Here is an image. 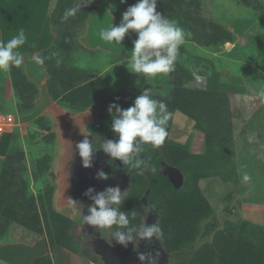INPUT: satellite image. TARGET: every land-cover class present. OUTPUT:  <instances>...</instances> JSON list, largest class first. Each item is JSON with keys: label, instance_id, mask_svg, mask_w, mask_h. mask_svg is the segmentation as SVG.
I'll return each mask as SVG.
<instances>
[{"label": "trees", "instance_id": "obj_1", "mask_svg": "<svg viewBox=\"0 0 264 264\" xmlns=\"http://www.w3.org/2000/svg\"><path fill=\"white\" fill-rule=\"evenodd\" d=\"M236 1L241 7L249 9L255 7L252 9L257 11H260L262 7L257 0ZM76 2L77 0H56L50 19L55 34L54 41L47 49L36 55L33 52L21 54L24 59L34 55L45 57L43 64L49 75L47 80L49 96L59 102L63 108L73 113L82 112L89 107L94 108L95 111L99 110L94 114L93 129L90 130L94 138L102 137L107 131L119 138L111 127L115 110L113 109V114H110L109 105L115 103L127 109L131 107V104L128 99L122 97L111 100V94L108 91H111L112 85L106 84L105 78H101V74H98L99 70L80 65L78 63L80 58H77L80 52H93L81 46L75 37L78 32L85 29L89 14L102 0H93L76 16L62 22L61 18L65 9L73 7ZM137 2L138 0L112 1L111 11L115 17L116 26L122 22L123 14L127 9ZM180 6H183V9L185 6L200 8L203 7V2L201 0H157V11L166 18H172L179 25L189 17L184 14L182 18H175ZM75 27L82 29L75 33L70 32V29ZM210 27L212 28L210 37L212 43L216 45L204 44L202 45L204 48L210 46L211 51L217 52L227 41L234 42L235 38L231 31L220 24L211 21ZM132 31L129 30L125 35L123 56L127 55V58L134 47V41L138 39V37L135 38V31L133 33ZM186 39H190V36L188 35ZM260 48L261 57L257 61L264 74V46ZM182 49L180 51L184 53ZM57 52L62 59L59 66L56 64V59L51 58L52 54ZM95 53L101 52L95 51ZM231 53L233 56L234 52ZM123 59L125 58L118 57L117 63L122 62ZM177 63L178 59L175 64ZM8 72L16 101L14 110L11 109L8 112L5 107L4 114L12 113L10 111H15L19 116L31 113L36 107L39 88L27 76L25 62L23 61L20 67H10ZM181 72L183 77H179L178 71H173V81L169 85L168 92L160 97L167 102L172 114L176 111L182 112L194 121L196 130L204 133V151L195 154L190 152L188 143H172L167 137L158 148L140 144L141 151L131 154L129 164H124L121 160L117 164L135 177L145 179L146 186L148 184L149 187L144 195L145 202L156 207L157 202L161 201L160 204L164 208V223L168 226V229L163 231L164 234L168 233L167 239L163 237L165 242L171 243V235H173L175 244L179 246H182L186 239L194 238L200 219L213 211L210 202L198 186V180L220 176L226 188L239 184L234 162V120L241 119L250 113L249 107L237 110L245 105L237 94L218 89L187 87L186 84L194 79V75L184 67ZM113 79L119 86L125 82V79L120 77ZM123 88L122 86L121 89ZM172 121L173 117L168 123V133ZM28 136L34 139L39 137V143L52 146L56 133L52 129L49 118L42 115L32 122ZM14 139L15 142L7 151L0 168V252L8 251L12 264H57L56 256H52L50 252V249L55 251L57 246L87 257L89 250L79 249L78 243L70 233L76 226L73 220L57 211L53 205L56 186L47 178L53 161V151L48 149V151H42L41 155L34 156L36 159L32 160L34 164L31 174L25 163L26 153L20 142L19 131L16 132ZM162 162L175 165L184 172L186 179L183 187H175L173 182L160 171L159 165ZM138 163L140 166L136 167ZM152 168H155V171H152ZM233 192V189L228 192V199L231 200ZM134 213L135 216L138 215L135 211ZM138 223L139 218L133 215L129 217L128 225H131V228L134 229ZM253 223L246 219L242 225L236 226L231 231L227 227L226 230L229 233H219L218 239L206 246L204 250L197 252L190 264H264V229ZM89 256L94 263L103 264V259L97 257L96 259L94 255Z\"/></svg>", "mask_w": 264, "mask_h": 264}, {"label": "rangeland", "instance_id": "obj_2", "mask_svg": "<svg viewBox=\"0 0 264 264\" xmlns=\"http://www.w3.org/2000/svg\"><path fill=\"white\" fill-rule=\"evenodd\" d=\"M112 1L102 0L97 5L96 9L88 16L85 29L81 30V27L70 29L72 33L81 30L77 33L75 40L77 39L86 50L93 51L77 54V58H80L78 63L99 70L98 74H101V78H105L106 84L112 85L111 91H108L111 94V100L122 97L128 99V102L133 106L135 99L145 89H150L153 98L163 100L167 104L160 95L168 92L169 85L173 81V71H178L179 77H183L181 69L184 67L194 75V79L186 84L187 87L203 88L209 86L218 90H230L226 92L242 94L241 96L247 99L248 103L256 101V98H248L247 95L257 91L248 89L245 82L248 84L254 76V63H258L257 60L261 57L260 47L264 46V1L257 0L262 6L260 11L252 9L255 7L251 9L241 7L236 0H201L203 7L200 8L185 6L186 9L185 7L183 9V6L178 7L175 18H182L184 14L189 16L180 26L190 33V39L185 38L184 43L179 47L178 63L175 64L174 70L167 75L160 74L150 80L141 74L132 73L128 69L127 65L132 50L128 54L129 58L125 54L126 57L123 56L125 38L120 44L104 41L100 38L101 31L108 29L112 23L115 25V17L111 11ZM211 21L231 31L235 38L234 42L227 41L221 45L217 52L211 51L210 46L206 48L202 46L204 44L216 45L212 43L210 37L212 33ZM50 27L54 34L51 23ZM70 36L72 37V35ZM137 37L135 32V38ZM181 49L184 53L180 51ZM95 51L101 53H95ZM231 52H234L233 56ZM118 57L125 59L117 63ZM0 72L4 75L6 71L0 70ZM118 77L125 79V82L120 86L115 84L113 79H118ZM258 84L264 88V80L259 81ZM37 86L39 88L38 98L35 102L36 107L31 113L19 116L15 111H10L17 114L16 124L14 127L6 126L5 132L0 135V168L7 151L15 142L14 138L17 131H19L20 142L26 153L25 163L29 173L32 174L34 164L32 160L36 159V156L41 155L42 151H48V149L53 151V161L47 173L49 182L56 186L53 205L57 211L71 218L76 225L70 233L78 243L79 249L89 250V255L103 259V264H149L148 260L140 261L139 255L145 254L147 256L151 253L152 256H155L157 250L160 252L158 264H190L197 252L204 250L207 248L206 246L218 239L219 233H229L226 230L227 227L231 231L236 226L242 225L246 218H251L254 221L253 224L264 229V216L259 212L252 214L249 211L250 206L246 207L248 212L244 209L246 205L243 204L246 197L253 199L255 195L264 200V170H262L264 151L256 155L259 148H254L249 143L250 152H241V147L238 150L237 158L234 159L237 172L240 171L241 176L245 173L250 176V180L243 186L238 184L226 188V184L220 176H210L198 180V186L210 202L213 211L200 219L197 234L193 239H186L184 244L181 243L182 246L175 244L173 235H171L173 241L171 240L169 244L165 242L164 238L160 240L156 236H153L151 240L141 239L138 233L143 230L142 226H152L159 223L163 231L168 229L164 223V208L160 204L161 201L157 202L156 207L147 204L144 195L149 187L148 184L146 186L145 179L135 177L132 173L112 170L111 166L102 158L101 151L103 148L100 150L93 149L91 166L84 167L76 145L82 142L85 137L89 139V142L92 140L90 130L93 129L94 114L99 110L96 109L95 111L94 108L89 107L82 112L73 113L48 96V91H44L45 99L44 97L40 98L42 91L39 85ZM122 86L123 89H121ZM124 89L125 91H123ZM11 92L12 97L5 94V91H3V96L0 95V115H3L6 110L8 112L11 109L14 110L15 104L13 103L16 99L13 91ZM261 92L262 94H257L260 98L263 97L264 89ZM47 97H50L55 102L54 104L59 107L49 106L50 102ZM5 107L7 109L4 111ZM42 115L49 118L52 129L56 133L55 142L52 146L39 143V137L34 139L28 136L32 122ZM259 115V113L256 114V116ZM172 117L168 140L172 143H188L190 152L195 154L203 152L204 133L196 130L194 122L192 123V120L183 113L176 111ZM253 120L254 118L248 122V125H251ZM248 129L251 133L254 131ZM98 138H106V141H117H114L109 131ZM253 139L249 138V141L252 143ZM37 140L38 143H36ZM41 144L45 146L42 147ZM159 169L169 179L175 180L173 182L175 187L177 185H179L177 188L183 187L186 176L181 169L167 162H162ZM100 171L105 172L108 178H99L98 173ZM117 186L121 189L124 198L120 205H113V207H118L120 211L125 212L128 218L135 211L138 215L134 217L139 218L138 225L134 229L131 228V225L125 228H118L114 225L111 229L101 230L96 226L83 223L82 217L90 214L89 208L94 204L91 196L105 192L109 187ZM89 188L94 189L90 196L85 195ZM232 189L234 192L230 200L227 195ZM72 201L76 203L73 204ZM12 227L14 226L12 225ZM117 230L126 233L132 230L134 239L128 243L127 247L116 242L114 233ZM167 234H164L165 239H167ZM50 252L52 256H56L57 264H94L65 247L57 246L55 251L50 249ZM0 256V264H10L7 260L10 258L8 251L2 250Z\"/></svg>", "mask_w": 264, "mask_h": 264}, {"label": "clouds", "instance_id": "obj_3", "mask_svg": "<svg viewBox=\"0 0 264 264\" xmlns=\"http://www.w3.org/2000/svg\"><path fill=\"white\" fill-rule=\"evenodd\" d=\"M92 2L93 0H77L73 7L65 9L61 18L62 22L76 16L83 7ZM129 30H134L138 39L134 41L127 67L130 72L141 74L148 80L160 74L167 75L174 70L179 47L190 35L175 20L166 18L157 11V0H138L123 14L122 22L118 26L112 23L108 29L101 31L100 38L120 44ZM26 39L25 32L20 30L6 43H0V70L7 71L10 67H20L23 64L24 56L16 49L23 46ZM51 58L56 59L57 66L62 63L58 52L53 53ZM35 60L37 63L43 64L45 57H35ZM161 95H166V93H161ZM113 109L115 110L114 114ZM108 111L113 114L111 127L119 135V139L115 142L108 140L101 147L105 153L110 154L113 158H119L124 164L130 163L132 153L141 151L140 144L158 148L169 135L167 127L173 114L163 100L153 98L150 89H145L135 99L133 106L123 109L113 103L109 105ZM76 148L82 158L83 166L90 167L93 146L89 139L85 137L82 142L76 145ZM139 166L138 163L136 167ZM152 171H155V168H152ZM98 177L107 179L108 175L100 171ZM242 180L248 182L250 176L245 173ZM93 191L94 189L89 188L85 195L90 196ZM123 198L118 186L109 187L105 192L91 196L94 204L89 208L90 214L82 217L83 223L96 226L101 230L111 229L114 225L118 228H125L129 224L128 215L120 211L118 207H113V205H120ZM72 203L76 202L72 201ZM132 215L135 216V213ZM142 227L143 230L138 233L141 239L151 240L153 236L160 240L163 239L164 232L159 223ZM114 237L116 242L124 247H127L128 243L134 239L132 230L127 233L117 230ZM159 257L160 252L157 250L155 256H152L151 253L147 256L140 254L139 260H148L149 264H158Z\"/></svg>", "mask_w": 264, "mask_h": 264}, {"label": "crops", "instance_id": "obj_4", "mask_svg": "<svg viewBox=\"0 0 264 264\" xmlns=\"http://www.w3.org/2000/svg\"><path fill=\"white\" fill-rule=\"evenodd\" d=\"M55 3L56 0H0V43H6L13 36L17 35L20 30H23L27 38L26 43L16 49V51H19L20 53L33 52L36 55L38 52L47 49L54 41V34L51 32L50 27V19L54 10ZM35 55L26 57L24 62L28 77L37 85H39L40 90L42 91L40 95L41 98L45 96L44 91H48L47 79L49 75L44 64H39L36 62ZM254 64V76L250 79V82L248 84L246 82L245 84L248 86V89L257 91L256 93H249V95H247L248 98H256V101L254 100L253 102L248 103L247 99H244L243 96H241L242 94L238 95V98L241 101L243 100L245 102V105L240 106L237 110H241L242 107H249L248 110L250 113L243 118L240 117L241 119L238 118L234 120V137L236 150L235 159L237 158L238 150L241 147V152H250L249 143L251 146H254V148H259L257 149L258 152L256 153V155L261 154L264 151V93L262 98L257 95L262 94L261 91H263L264 89L258 84L259 81L264 80V74L259 68L258 63ZM1 75L2 74L0 73V95L2 94L3 96V91H5V94L12 97L13 95H11V91H13V89L10 83L8 70L3 76ZM203 89L214 88L208 86L203 87ZM221 91L230 90L221 89ZM47 99H49L50 102L49 106H58L54 104L55 102L52 101L50 97H47ZM13 104H15V102ZM257 113H259L260 115L256 116ZM253 118L254 120L251 121V125H248V122ZM193 122L194 121L192 120V123ZM247 127L254 130L252 132L253 134ZM249 138H254L252 140V143L249 141ZM194 145H196V143H194ZM246 145H248V147H245ZM262 170H264V165L262 167ZM238 180L239 184H241L242 186L246 183L243 182L240 171L238 173ZM244 202V206L246 205L244 209L247 210V208L250 206L249 211L252 212V214H255V212H259L262 216H264V200L261 197H257V195H255L253 199H249L248 197H246V199H244ZM247 220L254 222L251 218ZM9 259L7 260L10 262V264H12Z\"/></svg>", "mask_w": 264, "mask_h": 264}, {"label": "flooded vegetation", "instance_id": "obj_5", "mask_svg": "<svg viewBox=\"0 0 264 264\" xmlns=\"http://www.w3.org/2000/svg\"><path fill=\"white\" fill-rule=\"evenodd\" d=\"M91 134V132H90ZM92 135V134H91ZM114 138V141L115 140H118L119 138L117 136H114V135H111ZM106 138L105 139H102V138H94L93 135H92V140H91V144L93 146V149H96V150H100L102 149L101 145L103 143L106 142ZM102 158L107 162L108 165L111 166L112 170H116V171H121V172H126L125 169H122L120 168L117 164H118V161L120 160L119 158H113L110 156V154H108L107 156H103L102 155ZM129 173V172H128ZM76 254V253H75ZM84 259H86L87 261H89L90 263H94L91 259H90V256L88 255L87 257L83 256V255H79V254H76ZM96 258V257H95ZM98 258V257H97ZM96 258V259H97ZM99 259V258H98ZM101 259V258H100ZM94 264H98V263H94Z\"/></svg>", "mask_w": 264, "mask_h": 264}, {"label": "built area", "instance_id": "obj_6", "mask_svg": "<svg viewBox=\"0 0 264 264\" xmlns=\"http://www.w3.org/2000/svg\"><path fill=\"white\" fill-rule=\"evenodd\" d=\"M16 114L13 113H7L0 115V135L5 132V127L6 126H15V120H16Z\"/></svg>", "mask_w": 264, "mask_h": 264}, {"label": "water", "instance_id": "obj_7", "mask_svg": "<svg viewBox=\"0 0 264 264\" xmlns=\"http://www.w3.org/2000/svg\"><path fill=\"white\" fill-rule=\"evenodd\" d=\"M90 142H91V140H90ZM101 154H102L104 157L108 155L107 153L104 152V150L101 151ZM91 160H92V159H91ZM163 173H164V172H163ZM174 175H175V174H174ZM170 180H171L172 182L175 181V180L172 179V178H171ZM177 187H179V185H177Z\"/></svg>", "mask_w": 264, "mask_h": 264}]
</instances>
